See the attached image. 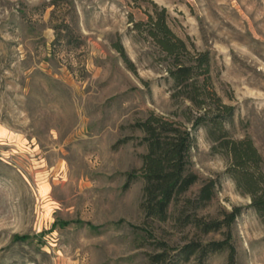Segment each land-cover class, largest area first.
<instances>
[{"label": "rangeland", "instance_id": "rangeland-1", "mask_svg": "<svg viewBox=\"0 0 264 264\" xmlns=\"http://www.w3.org/2000/svg\"><path fill=\"white\" fill-rule=\"evenodd\" d=\"M162 8L177 37L210 53L212 86L234 108L224 128L252 140L264 172V0H0V264H147L155 251L145 228L170 246L222 238L174 228L175 208L166 223L145 220L142 180L123 190L145 147L135 139L114 149L116 141L141 138L131 126L151 113L180 120L173 114L186 105L172 104L157 49L132 29ZM194 136L199 182L185 197L217 180L198 216L241 208L231 227L237 264H264L250 199L205 130ZM225 263L226 253L206 261Z\"/></svg>", "mask_w": 264, "mask_h": 264}, {"label": "trees", "instance_id": "trees-1", "mask_svg": "<svg viewBox=\"0 0 264 264\" xmlns=\"http://www.w3.org/2000/svg\"><path fill=\"white\" fill-rule=\"evenodd\" d=\"M167 19L168 14L162 8L147 14L144 22L131 21L132 29L157 49L160 61L165 65V79L170 83V100L178 107L186 104L185 109L173 114L180 120L151 113L131 126L142 133L141 138L131 136L116 141L114 149L135 139L138 145L145 147V153L140 156V169L125 174L123 190L142 180L140 209L145 220L166 223L172 219L171 209L175 208L174 228L180 231L192 229L200 237L212 233L222 237L209 241L195 237L182 245L170 246L145 228L146 238L155 251L145 254L147 264H188L191 261L206 264L210 257L221 253H226L225 264H237L231 227L242 209L223 211L219 218L198 216V212L209 206L215 197L218 181L214 179L201 182L193 198L185 197L199 182V177L190 170L191 152L196 142L194 131L203 128L212 143V152L228 159L224 174L233 181L240 195L250 199L249 207L264 226L263 160L250 138L233 139L224 128V123L232 121L234 108L223 103L212 86L210 53L199 52L192 45L189 47L172 32ZM113 48L128 70L135 73L123 46L117 42ZM180 202V207L176 208Z\"/></svg>", "mask_w": 264, "mask_h": 264}]
</instances>
